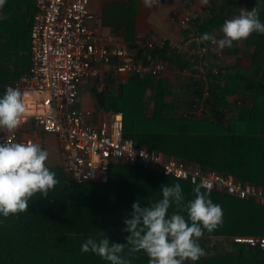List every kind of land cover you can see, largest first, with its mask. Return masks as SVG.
<instances>
[{
  "label": "trees",
  "instance_id": "1",
  "mask_svg": "<svg viewBox=\"0 0 264 264\" xmlns=\"http://www.w3.org/2000/svg\"><path fill=\"white\" fill-rule=\"evenodd\" d=\"M241 3L251 10L257 0H213L206 17L199 15L197 30L203 34L221 30L224 21L232 18ZM259 3L260 20L264 22V0ZM35 13L34 0H6L0 8V17H3L0 18V97L9 82L31 65L30 31ZM245 41L256 45L253 60L257 62L264 50V34L253 33ZM166 45L156 47L153 54L167 58ZM180 64L188 66L187 62ZM130 82L133 93L148 88L156 92L162 86L167 94L171 93L169 86L150 76H135ZM241 84V79L233 75L221 74L209 81L206 101L210 112L205 119L210 125L202 133H195L192 116H184L177 110L181 104L184 110H189L190 104L202 99L205 91L199 80L192 79L186 91H180L181 97L175 95V105L162 102L154 106L145 129L137 128L138 122L146 118L141 113L143 109L136 105L133 93L126 95L127 91L123 90L118 98L106 97L105 102L107 108L124 112V135L134 139L137 145L161 150L188 166H200L205 172H220L243 183L264 185V132L242 127L249 119L264 120V110L260 111L264 108V99L257 96L262 84L253 81ZM249 87L255 97L254 108L261 113H253L248 104L228 101V96L239 93L240 88L248 91ZM237 112L239 117H229ZM157 120H161L160 127L154 126ZM239 121H244L241 126ZM49 168L56 172L59 183L46 199L37 194L29 202L28 212L7 219L0 216V264H110L92 252L82 253V243L89 237L99 239L103 233L111 242L126 244L130 233L123 229L125 219L133 212V203L139 201L141 207L151 206L162 199V186L176 183L181 184L187 202L194 199L193 189L198 185L122 163L111 168L105 184H76L61 167ZM80 188H87L89 193L76 195ZM210 197L222 209V223L213 232H205L199 243L208 255L194 264H264V249L234 241L237 235L264 234V207L260 202L216 190H211ZM173 211L174 206L169 214ZM183 214L187 219V213ZM124 255L131 264H148L149 258L142 251L129 257L126 248Z\"/></svg>",
  "mask_w": 264,
  "mask_h": 264
},
{
  "label": "built area",
  "instance_id": "2",
  "mask_svg": "<svg viewBox=\"0 0 264 264\" xmlns=\"http://www.w3.org/2000/svg\"><path fill=\"white\" fill-rule=\"evenodd\" d=\"M36 13L31 26V65L6 86L19 88L24 101H46L39 112H26L24 122L14 136L0 130V143L36 142L45 144L44 133L52 134L60 152V166L76 184H105L112 167L122 163L160 172L166 176L203 184L206 189L227 192L245 199L253 198L264 206V186L243 183L232 175L203 171L162 151L139 146L124 135L122 112H108L98 124L90 121L92 111L78 107L79 83L99 75V64L119 62V72L158 76L168 69V62L150 52L138 61L129 46L111 31L102 33L99 17L90 0H34ZM199 15L187 11L178 19L187 31L170 46L192 62V74L202 82L221 75L223 54L210 42L201 41L196 27ZM217 38V37H216ZM218 39V38H217ZM158 41L144 39V47L155 50ZM212 64V59H214ZM205 97L209 90H205ZM206 100V99H205ZM196 111L209 113L202 101ZM142 153H145L142 155ZM234 241L264 249V235L235 236Z\"/></svg>",
  "mask_w": 264,
  "mask_h": 264
},
{
  "label": "clouds",
  "instance_id": "3",
  "mask_svg": "<svg viewBox=\"0 0 264 264\" xmlns=\"http://www.w3.org/2000/svg\"><path fill=\"white\" fill-rule=\"evenodd\" d=\"M5 3L6 0H0V8ZM158 3L159 0H143L148 8ZM200 3L206 6L209 0H200ZM260 11L259 0L251 10L242 7L238 15L224 21L222 38L205 32L200 40L222 50L233 47L234 42L247 40L253 33L264 34ZM25 114L24 93L8 86L0 97V130L14 136ZM48 158L49 152L36 142L0 143V216L7 219L26 213L33 197L40 194L46 199L55 189L59 180L56 172L47 166ZM205 187L196 185L194 199L185 202L181 184L162 186V199L153 205L141 207L139 201L133 203V212L125 219L123 229L130 233L126 244L111 242L101 233V238L89 237L83 242L81 252H92L110 264H131L124 255L126 248L129 257L141 251L145 253L148 264H185L186 261L194 264L208 255L199 243L205 232H213L222 223V209L213 203L210 188L201 190ZM173 206L174 211L169 214Z\"/></svg>",
  "mask_w": 264,
  "mask_h": 264
},
{
  "label": "crops",
  "instance_id": "4",
  "mask_svg": "<svg viewBox=\"0 0 264 264\" xmlns=\"http://www.w3.org/2000/svg\"><path fill=\"white\" fill-rule=\"evenodd\" d=\"M91 9L96 12L99 17L100 25L102 28V33L106 34L108 32H115L120 36L122 42L130 47L131 52L134 54L135 59L142 62L145 61L148 57L146 52L153 54L154 50H148L144 47V39L149 37L158 41L156 47L163 48L168 44V55L167 58H162L159 55H154L160 60H165L168 62V69L158 76H153L150 74H141L137 75L132 72H119L118 66L119 62L114 61L112 64H99V75L92 76L83 79L79 83V97H78V107L84 110L92 111V118L90 121L94 124H98L101 119L108 118V112H122L124 117V112L121 110H114L112 108L106 107V97L109 100L113 98H118L121 93L127 91L126 95L133 93L132 88L133 84L130 82L135 76L153 77L156 81H160L162 85H167L171 88V93L167 94L164 87H159L156 92L148 88L144 92H148L152 96L153 107L160 105L162 102L168 104H174L175 95H178V98L181 97L180 91L185 92L187 86L191 83V80H199L195 78L192 74V62L188 60L182 53H178L174 50L170 44L178 43L187 31L184 30L178 22V19L181 18L182 14L187 11H193L198 15L206 17V13L209 11V6L213 0H209L208 5H202L200 0H159V3L152 8L145 7L143 0H90ZM220 1V0H219ZM238 1V0H235ZM247 7V4L241 3L238 11L233 13L232 18L239 14L240 9ZM160 9V10H159ZM218 39L223 37L221 30H218L214 33ZM156 49V48H155ZM223 57L221 62L222 75L228 76L233 75L241 79V85H248V83L261 82V86L264 83V50L260 54V58L255 62L253 56L257 52L256 45L248 43L247 41L234 42L233 47L224 48L221 50ZM212 59V64L214 60ZM187 62L188 66L183 67L184 65L180 63ZM255 70L256 73L252 71ZM257 71H261L260 75L257 74ZM214 77H208V79L202 82L204 86V91L209 90V81ZM132 86V87H131ZM90 87L92 90L91 95H86L84 88ZM246 91L244 88H240L239 93L228 96L229 102H240L241 105L248 104L252 107L253 113H261L264 108H261V112L256 111L254 108L255 97L253 94L252 88H248ZM250 91V92H249ZM264 94V91H261ZM258 91L257 96L261 93ZM159 93V94H158ZM166 93L165 95H163ZM245 94V96H244ZM254 95V94H253ZM149 96V97H151ZM127 97V96H126ZM233 98V99H232ZM264 99V97H262ZM146 99V97H145ZM207 99L204 95L200 101H197L195 104H200L202 101L207 102ZM249 99V101L245 100ZM149 100V99H148ZM27 108L32 110L41 111L38 108H46L47 102L38 100L34 102L32 98H27L25 100ZM190 104L189 110L183 108L182 104L177 108L179 113L184 114V116H192L191 125L195 126L196 132H207L209 126V121L205 119L208 113L199 112L194 108L196 105ZM145 108V106H144ZM143 108V110H144ZM142 112V115L145 116V121H141L140 125L138 122L137 128L145 129L149 125L150 117H146V114ZM153 116V110H151ZM229 116V115H228ZM240 116L237 114L230 115L229 117ZM160 121L157 120V125L152 122V125L155 127H160ZM244 121H239L238 124L241 126ZM243 130L251 128L250 130H259L264 132V120H254L249 119V127H244ZM202 129V130H201ZM54 136H49V139L55 140L54 146L57 145L56 138ZM47 139V137H46ZM134 140V139H133ZM135 141V140H134ZM136 142V141H135ZM56 144V145H55ZM41 146H44L41 144ZM146 147V146H145ZM45 148V147H44ZM148 148V147H147ZM151 149V148H150ZM156 150V149H155ZM161 151V150H159ZM163 152V151H162ZM60 153V152H59ZM166 154V153H165ZM168 155V154H167ZM171 156V155H169ZM128 174V173H127ZM264 186V185H262ZM87 189V188H85ZM113 196V195H111ZM115 202V201H113ZM108 204V201H107ZM264 207V206H263ZM264 235V234H263ZM237 236H262V235H237Z\"/></svg>",
  "mask_w": 264,
  "mask_h": 264
},
{
  "label": "rangeland",
  "instance_id": "5",
  "mask_svg": "<svg viewBox=\"0 0 264 264\" xmlns=\"http://www.w3.org/2000/svg\"><path fill=\"white\" fill-rule=\"evenodd\" d=\"M252 72L253 73H256L255 70H253ZM260 73H261V71H257V74L260 75ZM83 91H85L86 95H91L92 94V90H91L90 87H85ZM260 91H264V83H263V86L261 87V90ZM148 92L135 91L132 94V97H133L136 105L140 109H143V107L145 106L143 112L146 114V117L147 118L148 117L151 118L152 117L151 110H153V104H152L153 102H151V105H150V101H152L153 98H152L151 95L148 94ZM149 96H151V97H149ZM145 97H146V99H145ZM262 97H264V94L261 92L259 94V98H262ZM245 100L249 101V99H245ZM139 117H140V115H139ZM144 118H145V116H144ZM244 127L248 128L249 127L248 123ZM49 136H53V135L52 134L44 133V138L47 137V139H46V143L44 144L43 147H45L44 149H46L49 152V158H48V161H47V166L48 167H52V168H60L61 167L60 166V153H59L58 145L55 144L56 146H54L55 140H52L51 138L49 139ZM82 189L81 188L78 189L79 191H77V194L76 195H78V193H79L80 196H83V195L85 196V195H87L89 193L88 192L89 190H87V189L82 190Z\"/></svg>",
  "mask_w": 264,
  "mask_h": 264
},
{
  "label": "bare ground",
  "instance_id": "6",
  "mask_svg": "<svg viewBox=\"0 0 264 264\" xmlns=\"http://www.w3.org/2000/svg\"><path fill=\"white\" fill-rule=\"evenodd\" d=\"M31 111L35 112V110H32L30 108H27V106H26V112H31ZM36 112H39V111H36Z\"/></svg>",
  "mask_w": 264,
  "mask_h": 264
}]
</instances>
